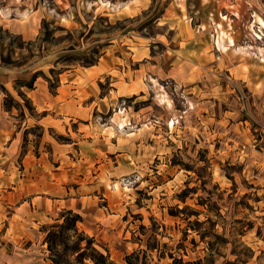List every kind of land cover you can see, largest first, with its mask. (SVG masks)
<instances>
[{
  "label": "rangeland",
  "instance_id": "374dc122",
  "mask_svg": "<svg viewBox=\"0 0 264 264\" xmlns=\"http://www.w3.org/2000/svg\"><path fill=\"white\" fill-rule=\"evenodd\" d=\"M258 19L264 0H0V264H94L89 240L112 264H264Z\"/></svg>",
  "mask_w": 264,
  "mask_h": 264
},
{
  "label": "trees",
  "instance_id": "16d2710c",
  "mask_svg": "<svg viewBox=\"0 0 264 264\" xmlns=\"http://www.w3.org/2000/svg\"><path fill=\"white\" fill-rule=\"evenodd\" d=\"M66 215H69L68 221L59 226H55L54 229L57 228L56 231L50 232L47 237V242L49 244L50 251L52 250L53 246H58V243L61 242L62 238H68L70 232H74L75 234L78 233V223L81 222L82 218L78 214H74L73 212H68ZM67 219V218H66ZM70 237V236H69ZM56 238H59L58 240H55ZM74 250L76 252H80L83 249L81 248V242L77 243ZM84 258L91 260L94 264H112L110 259L106 256H104L102 253H100L95 247H94V241L89 240L88 245L86 247V250L83 251L82 255ZM127 264H150L148 261V257L145 254V257L143 260L140 258V254L135 252L126 258ZM175 264H185L183 260L175 259ZM190 264V263H186Z\"/></svg>",
  "mask_w": 264,
  "mask_h": 264
},
{
  "label": "bare ground",
  "instance_id": "6f19581e",
  "mask_svg": "<svg viewBox=\"0 0 264 264\" xmlns=\"http://www.w3.org/2000/svg\"><path fill=\"white\" fill-rule=\"evenodd\" d=\"M223 20L225 21H228V18L226 17H223ZM257 25L261 26L262 29H264V20L263 19H258V23ZM260 27V28H261ZM255 28V26L253 27ZM224 33L222 36L219 35V38H218V42H220V39H227L229 40V43L231 44V46H235V42L233 40L232 37H229L226 35V37H224ZM257 36V34H256ZM260 40H263V37L261 36V34H258L257 36ZM260 51H262V49H259ZM262 62L264 63V59L262 60ZM154 85H156V89H158V92H157V99L160 101V103H162L163 105H166L167 107L171 108L172 107V101L169 99V96L168 94L166 93V91H161L162 90V87L160 84H158L156 81H154ZM173 125V123H172ZM109 135L110 136H113L115 134V130L113 127L109 128Z\"/></svg>",
  "mask_w": 264,
  "mask_h": 264
},
{
  "label": "crops",
  "instance_id": "0c3cea01",
  "mask_svg": "<svg viewBox=\"0 0 264 264\" xmlns=\"http://www.w3.org/2000/svg\"><path fill=\"white\" fill-rule=\"evenodd\" d=\"M263 2V1H262Z\"/></svg>",
  "mask_w": 264,
  "mask_h": 264
}]
</instances>
